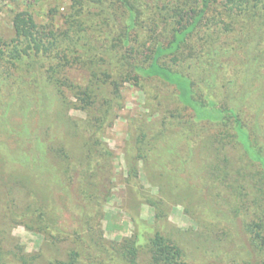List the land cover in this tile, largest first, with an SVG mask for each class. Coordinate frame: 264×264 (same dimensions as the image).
<instances>
[{
	"label": "trees",
	"instance_id": "16d2710c",
	"mask_svg": "<svg viewBox=\"0 0 264 264\" xmlns=\"http://www.w3.org/2000/svg\"><path fill=\"white\" fill-rule=\"evenodd\" d=\"M36 1L21 0L14 34L0 33V69H12L28 90L18 131L3 118L18 148L0 149V221L44 241L26 253L10 226L0 225V264H224L215 249L234 236L229 225L247 246L246 259L233 264H264V129L258 113L252 125L242 119L254 64L264 58V0H67L41 22L31 10ZM218 19L223 28L213 26ZM202 29L213 70L197 78L180 56ZM230 32L247 57L239 97L234 80L225 93L217 83L223 50L214 45ZM127 84L144 93L148 113L129 119L123 149L122 205L134 230L111 241L102 222L116 186V156L103 138L125 107ZM182 123L200 144L185 154L172 140ZM163 154L179 167L162 163ZM182 181L171 204L184 205L196 225L186 231L171 225L165 201ZM204 192L215 195L202 199ZM142 205L154 209L151 223L140 217ZM204 205L220 208L224 221L202 216Z\"/></svg>",
	"mask_w": 264,
	"mask_h": 264
},
{
	"label": "rangeland",
	"instance_id": "374dc122",
	"mask_svg": "<svg viewBox=\"0 0 264 264\" xmlns=\"http://www.w3.org/2000/svg\"><path fill=\"white\" fill-rule=\"evenodd\" d=\"M67 4V0H37L31 10L34 14H37L36 18L39 22H41L46 19L45 15L50 8L56 7L62 11ZM23 9L25 8L21 4V0H0V33L4 38H9L14 34L12 29V19L16 12ZM216 22L217 24H214L213 26L218 29L225 26L219 19ZM207 35L206 29H202L199 33V38H194V41L192 42V49H189L180 56L181 58L183 57L185 59H189L188 61L192 64L191 70L197 78L209 76L213 70L212 66L208 63V50L206 47L204 48V46H201L204 42H206V37H208ZM235 36L236 35L234 33L231 34L230 32L229 35L219 38L214 46L220 47V49L223 50L220 54L222 56L219 57L222 65L220 66L219 77L217 78L218 87L222 93H225L226 89H228L227 81L232 79L234 80V86L232 89L236 90L237 95V92L240 93L241 85L244 81V71L247 57L242 50V44L235 43V41H233ZM261 49L262 48L260 47L259 49L257 48L256 54H258ZM254 65L256 74L249 88L250 94L244 101L245 104L242 108V119L247 125H252L254 124L255 116L258 113L262 123V128L264 129V58L262 60V64ZM0 72V149H5L6 147L8 149H17L18 145L15 143L16 137L13 135L14 133L5 130L3 118H8L10 125L18 131V125L22 120L20 115L22 113L20 110L21 102L22 100L26 101L25 95L28 94V90L20 87V84L17 81V73L13 72L12 69L4 68L3 70L0 69ZM8 72L9 77H6V73ZM224 85L226 86L223 88ZM123 94L125 97V107L119 112V117L116 119L113 127L105 133L103 138L104 142L114 151L116 156V186L112 190L111 197L104 206L105 217L102 222L105 237L111 241H119L122 238L130 237L134 230L130 216L126 213L124 206L122 205L127 191L124 187L123 181L126 169L123 149L125 148V143L129 138V119L140 114L148 113L147 108L144 106L145 95L142 91L127 84L123 89ZM239 95H237V97H239ZM29 100L32 101L33 99L29 98ZM72 114L76 117H84L82 112L74 111ZM31 123L33 127H37L38 116L34 115L33 118H31ZM173 129L177 137L172 138V140L175 141L176 149H179L178 151L180 153L185 154L183 152H185L186 149H199L200 144L196 137L192 136V133L188 130L187 124L185 125L182 123L180 125H176ZM187 135L189 136L184 139V136ZM202 136H205V133H201V137ZM168 147L169 146L165 143L160 144L161 149H169ZM196 153L195 157L197 167H193L194 171L196 168L198 169L201 162L200 157L197 156L198 152ZM170 159V155L163 154L161 156L162 163L165 162L167 165L170 164L169 167L176 168L175 166H177V163L169 161ZM179 176L189 177L190 175L183 173ZM189 178L192 180L190 179L187 181L189 182L188 184H198L199 188L202 187L199 181L193 180V177L191 176ZM142 181L143 185L146 188H150L152 193H157L156 188L151 187L143 179ZM184 184L185 182L183 181L179 182V185L176 188H174L173 185L171 191L165 198V201L168 202L169 205L178 199V189H182ZM202 195V197L200 196L202 199H207L210 196L213 197L215 193L208 195L204 192ZM197 203L202 202L200 201ZM201 206L202 205H199L200 208H202ZM204 206L202 216H206L212 221H224V215L223 213H220V208L213 210L206 205ZM139 213L140 217L144 221L148 223L153 221L155 211L150 206H140ZM168 217L171 225L178 229L186 231L195 229L196 227V225L185 213V206L182 204H171ZM0 225L2 227L10 226L9 229L11 236L14 238V242L22 247L26 253L30 254L37 252L43 244L44 238L39 233L27 231L22 226L11 225L10 223L5 224L3 221H0ZM227 230L230 231L229 234H233L234 236L219 240L218 246L215 249L216 253L219 255L218 259H220L224 264L242 263L247 257V246L245 245V240L242 238V234L240 232H238L240 237L234 234V226L232 227L229 225ZM199 258L200 260H207V258H203L201 255Z\"/></svg>",
	"mask_w": 264,
	"mask_h": 264
}]
</instances>
